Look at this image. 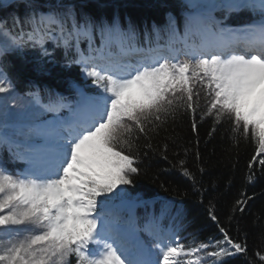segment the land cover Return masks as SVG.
Instances as JSON below:
<instances>
[{
	"label": "snow or ice",
	"instance_id": "snow-or-ice-1",
	"mask_svg": "<svg viewBox=\"0 0 264 264\" xmlns=\"http://www.w3.org/2000/svg\"><path fill=\"white\" fill-rule=\"evenodd\" d=\"M78 7L65 0L0 6V264H264V249L253 252L247 234L233 238L214 206L209 216L220 236L185 244L163 225L182 208L165 201L141 224L136 208L148 202L129 191L143 157L168 158V144L153 140L185 115L193 132L197 118L227 122L237 144L255 145L248 179L254 163L264 172V0H185L182 25L169 16L167 39L161 43L153 26L155 42L146 31L143 44L132 24ZM241 13L259 19L246 22ZM49 42L85 82L69 81V95L49 92L46 101L39 90L18 95L4 64L30 48L47 55ZM173 167L200 191L183 160ZM252 199L237 196L229 223Z\"/></svg>",
	"mask_w": 264,
	"mask_h": 264
},
{
	"label": "trees",
	"instance_id": "trees-1",
	"mask_svg": "<svg viewBox=\"0 0 264 264\" xmlns=\"http://www.w3.org/2000/svg\"><path fill=\"white\" fill-rule=\"evenodd\" d=\"M9 0L0 1V6H6ZM66 3L78 5V10L90 13L94 17L111 19L119 17L123 26L132 24L144 41L147 31L155 42L153 26L161 30V41L167 39L164 29L169 16L180 20L181 25L185 8L182 0H65ZM23 17L24 7L20 8ZM219 16L220 13H217ZM244 21L255 20L251 13L240 14ZM5 14L0 12V18ZM8 25L12 17H7ZM238 25V24H232ZM48 54L43 55L37 49H27L20 56H11L4 64V70L13 81L17 94L24 96L30 91L39 90L47 100L48 93L69 95V81L83 84L79 67L68 66L70 56L65 55L61 47L55 43L47 44ZM86 49V42L81 44ZM90 84V82H87ZM203 100L201 106L203 107ZM191 117H178L173 123L169 121L167 131H161L153 140L154 144H168L167 159L162 158L159 152H150L142 158L141 173L134 178V185L129 191L138 194L146 205L137 207L140 219L149 214L159 215L165 201H172L175 206L182 208L183 214L179 219H165L179 232L180 241L187 244L193 236L199 240L209 237H219L216 224L210 219L209 208L219 218L220 223L229 229L233 238L244 239L247 234L249 248L255 252L264 249V172L261 165L254 163V180H249L248 165L254 155L255 145L241 139L237 144L235 134L230 125H214L211 118L203 121L197 118L198 132L191 128ZM213 127L216 131H212ZM211 133V135H210ZM167 138V139H165ZM200 159L197 160L196 153ZM183 160L185 166L192 171L198 180L197 187L192 188V182L184 178L180 171L173 167ZM204 173L199 172V167ZM10 168H21L20 164L9 165ZM202 185V187H200ZM240 193H247L253 199L245 213H237L231 223V207ZM173 211V215H174ZM236 264H244L238 260Z\"/></svg>",
	"mask_w": 264,
	"mask_h": 264
},
{
	"label": "rangeland",
	"instance_id": "rangeland-1",
	"mask_svg": "<svg viewBox=\"0 0 264 264\" xmlns=\"http://www.w3.org/2000/svg\"><path fill=\"white\" fill-rule=\"evenodd\" d=\"M0 1H2V0H0ZM183 2H184V4H185V0H182ZM251 16L253 17V18H255V20H257V19H259V17L258 16H253L252 14H251ZM82 76H83V74H82ZM27 95V94H26ZM26 95H24V96H26ZM21 96V95H20ZM23 167V165H21V168Z\"/></svg>",
	"mask_w": 264,
	"mask_h": 264
}]
</instances>
